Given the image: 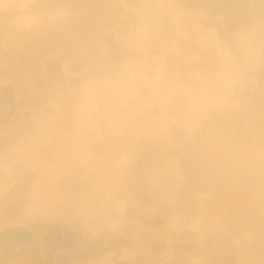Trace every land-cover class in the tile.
<instances>
[{"label": "rangeland", "instance_id": "rangeland-1", "mask_svg": "<svg viewBox=\"0 0 264 264\" xmlns=\"http://www.w3.org/2000/svg\"><path fill=\"white\" fill-rule=\"evenodd\" d=\"M47 1L36 0L34 5ZM124 6L121 0H91L90 4L82 1L80 9L83 10H80L81 16L77 20L73 18V13L79 10V5L70 2L60 19L27 31L16 29H27L32 25L24 23L26 19H20L22 15H10L8 8L0 12V64L11 62L18 71L17 81L11 73V84L0 87V92L6 95L0 99L4 119L14 117L18 120L20 112L28 105L23 114L32 111L29 125L37 122L44 127L41 121L49 116L52 126L54 116L58 113L63 115L61 122L55 123L60 140L51 143L53 138L50 137V145L43 144L39 152L50 154L52 159L47 163L56 166L54 156L57 153L65 162L53 175L50 172L52 167L45 163L39 167L38 164H24L31 162L32 158L31 154L26 155L27 147L20 156L12 153L4 159L8 167L17 160L20 167L25 165L26 171L12 179L7 173H0V184L4 182L6 187L14 190L22 186L26 189L32 180L30 176H34L39 185L32 198L36 202H29V208L32 203V210H28L25 199L31 197L30 193L34 191L29 188L35 190L34 186H28V190L24 191L17 189L15 192L20 195L16 204L9 202L4 210L0 208V264H4L5 260L15 261L14 264H40L33 260H42L47 250L41 248L54 243L44 229L48 226L57 233L63 228L58 218L63 212H76L81 217L80 233L89 220L83 216L92 212L93 216H97L94 229L108 240L103 227L109 223L113 202L99 199L110 192L113 196L122 191L136 195L137 187L145 188L150 195L148 184L152 187L154 183H163L168 187L170 178H185L187 181L194 178L195 182L205 183V187L208 184L211 191L219 188V192L220 186H214L218 183H241L240 187H236L239 195L235 194L236 191L226 195L230 199V211L233 212L235 205L243 209L249 206L256 214L257 224L264 223V107L257 109L264 103V52L260 57L240 59L246 52L239 48L241 44H236L234 51L237 56L223 59V47L216 42V36L224 38L226 28L213 21L211 25L216 33H200L197 41H192L199 49L205 48L208 55L199 71L210 67L214 69L213 75L208 76L206 71L192 80L187 79L184 70L190 64V55H183L178 57L180 70L178 81L174 84L177 88L160 93V79L165 72L157 53L168 48L177 53L189 51L190 45L186 48L182 45L178 49V41L183 42V38L190 34L194 37L203 22L198 16V21H195L192 11L182 8L172 11L165 9V5H153L152 0H130L129 8ZM8 16L14 20L10 23L12 27L7 23ZM19 19L24 25H19ZM48 31L52 35L49 36ZM256 32L257 35H264V25L256 27ZM170 38L173 47L166 46V40ZM63 43L66 44L64 53L72 56L68 63L64 62L66 55L57 51ZM256 43L262 46L264 40L257 39ZM147 54L148 59L142 58ZM192 55L193 60H202L197 50ZM144 61L155 66V72L145 76L146 80L141 79L137 72L140 71L138 66L145 67ZM191 64L193 67L197 65ZM78 71H82L80 77ZM6 73L0 66L2 82L7 79ZM63 76L70 80L64 79L63 83L59 79ZM52 80L58 88L54 85L49 91ZM140 82L145 84L143 91ZM13 83L16 84L18 97H21L17 105L12 100ZM26 86L36 88L33 91L38 93L32 95L29 90L26 93L23 89ZM254 100L258 103L256 107L245 106V103ZM54 101L59 103L56 107L50 104ZM35 104L40 105L30 106ZM209 113L211 121L199 120ZM176 114L180 118L169 119ZM181 118L184 119L179 123ZM5 120L0 123V128ZM46 125L49 129L48 120ZM185 125L191 131L188 132ZM90 141L98 144L96 149L95 143ZM90 152L93 153L91 157ZM0 162L3 160L0 159ZM10 179L15 184L11 185ZM251 179L259 184L254 187V199L249 192L253 186L250 190L244 189L246 181ZM229 186H225V193L231 190ZM72 193L80 197L72 198L69 196ZM92 196L97 202H90L89 197ZM8 197L4 195L1 203ZM115 206L120 212L125 204L118 201ZM136 207L137 204L132 202L127 211L134 210L136 213ZM152 235L145 232V239L151 241L154 239ZM89 237L91 244L99 241L94 234ZM136 237L135 231L128 239ZM79 240L82 243V239ZM81 251L82 255L87 253L84 249ZM49 254L55 256L56 251H49ZM138 255V252L124 249L111 256L105 253L95 264H142Z\"/></svg>", "mask_w": 264, "mask_h": 264}, {"label": "crops", "instance_id": "crops-1", "mask_svg": "<svg viewBox=\"0 0 264 264\" xmlns=\"http://www.w3.org/2000/svg\"><path fill=\"white\" fill-rule=\"evenodd\" d=\"M34 1L36 0H8L7 2L0 1V12L2 9L8 8L10 15H22L23 17L20 19H24V21L26 19V22L24 23H31L32 25H29V28L27 29L19 27L14 28L27 31L38 28L41 25H50L55 20L60 19L64 10L68 9L70 2L72 5H75L76 3L79 5V10L73 13V18H77L78 20V16H81V2L88 1L89 4L91 3V0H48L47 2L37 6L34 5ZM121 2L126 5L124 6L125 9L129 8L130 0H121ZM152 3L153 5H160L161 7L165 5V9H171L172 11H176L177 8L192 11V17L194 14L196 17L195 21L201 19L203 22L201 25V30L198 31L194 37H192L190 34L183 38V42L178 41V49L182 45L183 48H186L187 45H190L189 51L179 50L181 53H177L172 48H168L162 50L160 53H157V58H159L161 61L163 70L165 72L164 77L160 79V85L162 86L160 93L164 92L165 90L177 88V86L174 87V84L178 81L177 75L178 70H180V67L177 66V63H179L178 57L181 58L183 55H190V64L184 70L187 79L192 80L194 76H200L206 71H208V76L213 75L212 71L214 69L210 67H207L203 72L199 71L202 63L203 66L204 63H206V57L208 55L205 53V48L199 49L198 46L196 44L194 45V42H192L197 41V36L200 33L208 35L209 33L211 34L212 31L216 33L213 26L211 25L213 21L226 28V36H224V38L216 34L218 35L216 36V42L223 47V54L221 56L223 59L228 56L233 58L237 56V53L235 52L236 50L234 51L236 44H241L239 48L244 51V53L248 52L247 54L245 53L246 57L243 55L240 59L260 57L264 52V44L259 46V43H256L257 39L262 38L264 40V35H257L256 32V27L264 25V0H152ZM64 17L66 16L64 15ZM11 18L12 16H8L7 18V23L10 25V27L13 25L10 23L14 22V20ZM20 19L19 25H24ZM67 20L73 19L67 18ZM190 28H192V26H190ZM248 28H251V30H247ZM245 30L247 31L244 32ZM48 34L49 36L52 35L51 31H48ZM240 34L241 36L238 37ZM171 39L172 38L166 40L168 42V45L166 46L173 47V41ZM180 43L184 44L179 45ZM225 43L227 46H225ZM249 47H251V49H249ZM224 48L226 49L225 51ZM65 49L66 44L63 43L62 45L58 46L57 51L62 52L60 55H66L64 62L68 63V59H70L72 56H70V54L64 53ZM216 49L218 50L217 47ZM195 50L201 54L202 60L192 59V52ZM145 57L148 59L149 54L143 56L142 58ZM191 63H197V65L193 67ZM144 64L145 67L138 66L140 71L143 67L144 69L141 72H137L139 76L142 77L141 79L146 80L147 77L145 76H147L149 73L155 72V66L150 63L147 64V62ZM236 64L239 66L238 63ZM0 66L4 72L8 73H6L7 76L5 77H7V79L4 82L1 81L2 78L0 79V87L4 85L8 86L7 84L9 83L11 84L9 81L11 73L15 75L16 81L18 80V71L14 64L11 62H5L3 65L0 64ZM62 66L61 68H63ZM157 66H160L158 62ZM216 68H218V66ZM69 69L73 70L74 68L69 67ZM45 70L47 69L45 68ZM78 72L79 73L77 74L80 77V73L82 71ZM59 79H61L63 83H65L64 79L65 81L70 80L69 77L65 78V76ZM216 79L218 80V78ZM53 82L54 81L52 80L51 85H49V91L52 90L51 88L54 85L56 88H58ZM151 82L152 81L149 83ZM15 85L16 84L14 83L12 84V100H15L17 105L18 102H20L21 97H18L17 88H15ZM144 85L145 84H142V86H140L142 87V91L144 90L143 88H145ZM33 88L34 87L32 86H26L23 89L26 93L27 90H29L32 95L33 93L37 94L38 92L36 93L35 90L33 91ZM149 89L150 88H148V90ZM149 91L150 93L154 94L151 90ZM150 93H148V96H150ZM5 96L6 95H3L2 92H0V99ZM144 97L145 95L143 94L142 98ZM42 101L43 100H41L40 103H42ZM50 104L56 107L59 103L54 101ZM256 104L258 103H256L255 100L252 102L248 101V103H245V106L248 105V107L253 108V106H257ZM39 105L40 104H35L30 106L38 107ZM260 106L261 107L257 106V109L263 108L264 103ZM28 107L20 112L18 120H16L14 117H12L10 120H5L2 110L3 107L0 106V123L2 120H5V124L0 128V159L3 160V162H0V166H3L0 170V173H7L10 175L11 179L15 175L25 173V165L28 164H38L39 167L45 163L46 165L52 167L50 172L54 175L57 173L58 169L62 168L63 164L65 163L58 156L59 153L54 156L56 159V166L53 163H47L50 161V159H52L50 154L48 152L43 154L39 152V147H41L43 144H45V146L50 145V137L53 138L51 143H53L54 140L56 142L60 140V133L55 125L61 122V117L63 115H59V113L55 115V119H52V124H54L52 126L50 125L51 119L49 116H46L45 119L41 121L44 122V127L40 123H38V125L37 122H33L35 124L29 125L32 111H30L29 114H23V111H26ZM15 108L17 109V106ZM176 115H172V117L169 116V119L179 117ZM210 116V113L204 114V116L199 120L211 121ZM183 119L184 118H181L179 123H182ZM47 120L49 121V129L46 125ZM185 126H187L188 132L191 131L188 125ZM90 143L94 144L95 142L90 141ZM97 146L98 144L95 143L94 148L96 149ZM25 147H27L28 150L25 151ZM24 151L26 152L27 157L30 154L32 155V158H30L31 162L27 161L24 163L25 165L21 167L19 166L18 162H16L17 160L15 161V164L10 167L5 165L4 159L9 158L12 153H15V155L18 154L20 156V153ZM91 154L93 153H89L90 157ZM69 164H71L70 158ZM30 177L32 180L30 182V186L29 184L28 186H34L35 190L33 188H29L28 186H26V189L22 186L20 188L17 187L14 190L13 188L6 187L7 184L4 182L0 184V189L6 187L0 192V208L2 210H4L3 208L6 207L9 202H11L13 205L16 204L18 195H20L19 193L15 192L17 189L24 191L28 190L27 188H29L30 191H34L30 193L31 197L25 199L28 210L33 209L32 203H30L29 208V202H36L32 198H34L36 195V186L39 185V183L35 180L34 176ZM11 179L9 181L11 185L15 184L12 183ZM58 182L59 181L57 180V183ZM189 182L191 183L190 186L187 185ZM199 182L201 181L195 182L194 178H190L188 181L185 178H179V180H173L170 178L168 187L163 185V183H160V185H156L157 183H154L152 187L151 184H148L151 192L150 195L145 192V188L141 189L140 187H137L136 195L130 193L127 194L124 191L119 194H115L114 196L111 194V192L109 194H105L102 199L99 200L105 202L109 200L113 202V205L111 206V217L108 219L109 223L103 227V229H105L104 231L108 235V240L103 239V234L98 233V235V231L96 232V229H94L97 223L95 220L97 216H93L92 212H90L87 216H83L88 217L89 220L85 226V229H83L81 233L78 230L81 217L76 212H63L62 217L60 216L61 214L58 217L59 220L62 221L63 228H60L57 233H54L52 230H50L48 226L44 229V231L47 230V235L52 236L54 240L53 245L50 246L47 244L45 247L42 245L43 247L41 250H47V255L42 260L34 259L33 262L40 264H95L105 253L111 256L115 252L127 249L138 252V256L142 264H264V223L257 224L256 214L251 212L249 206H244L247 208L243 209L241 206L235 205L233 212H231L228 207V201H230V199L226 195L236 191V187H240L241 183H235L233 185L224 182L218 183L214 186H220L221 192H219V188H217V190L211 191L208 188V184L205 187V183L203 184V182ZM246 183L247 186H245L244 189L250 190L253 186L252 191L250 190L249 192L252 194V198L254 199L256 191L254 187H257L259 184H257L253 179L247 180ZM229 185H231L232 188L230 191L227 190L225 193V186ZM243 185H245V183H243ZM235 194L237 195L238 192L236 191ZM4 195L5 197L9 196V199L7 198L2 204L1 202ZM69 196L75 199L80 197V195H76L74 193L70 194ZM89 200L90 202H97L96 198L93 196L89 197ZM118 201H120L122 204H125L123 207L124 210L122 209L120 212L116 210L115 206V202ZM132 202L137 204L135 209L136 213L134 210L127 211ZM232 202L235 203L233 200ZM246 202H248V205H250L249 201ZM96 210L97 209H95V212ZM66 218L69 220H66ZM225 221L228 223V225H226ZM125 227H127V229ZM135 231L137 237L128 239L129 235ZM145 232H151L154 239L151 241L146 240ZM91 234L98 236L99 241H93V244H91L92 241L89 237ZM59 237L62 239L61 242H59ZM83 238H85L84 241ZM79 239H82L83 244ZM83 249L87 251L86 254L83 252L85 255H82L81 250ZM49 251H56V255H48ZM14 263L15 261L5 260L4 264Z\"/></svg>", "mask_w": 264, "mask_h": 264}]
</instances>
